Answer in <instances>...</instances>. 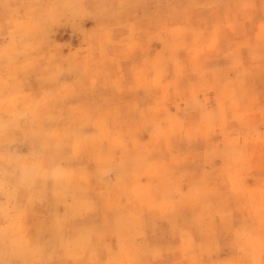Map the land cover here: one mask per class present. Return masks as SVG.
I'll list each match as a JSON object with an SVG mask.
<instances>
[{
  "label": "rangeland",
  "instance_id": "obj_1",
  "mask_svg": "<svg viewBox=\"0 0 264 264\" xmlns=\"http://www.w3.org/2000/svg\"><path fill=\"white\" fill-rule=\"evenodd\" d=\"M0 264H264V0H0Z\"/></svg>",
  "mask_w": 264,
  "mask_h": 264
},
{
  "label": "bare ground",
  "instance_id": "obj_2",
  "mask_svg": "<svg viewBox=\"0 0 264 264\" xmlns=\"http://www.w3.org/2000/svg\"><path fill=\"white\" fill-rule=\"evenodd\" d=\"M130 217V216H129ZM109 230V229H108ZM113 234V233H112ZM130 252V251H129Z\"/></svg>",
  "mask_w": 264,
  "mask_h": 264
}]
</instances>
